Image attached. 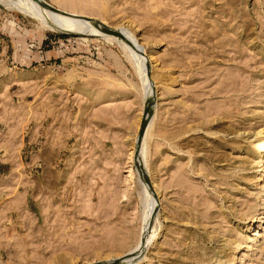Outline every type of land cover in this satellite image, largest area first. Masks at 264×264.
<instances>
[{
	"label": "rangeland",
	"instance_id": "374dc122",
	"mask_svg": "<svg viewBox=\"0 0 264 264\" xmlns=\"http://www.w3.org/2000/svg\"><path fill=\"white\" fill-rule=\"evenodd\" d=\"M13 1L25 11L0 1V264H264V0H44L85 19L76 33L128 32L147 87L118 45ZM149 93L148 187L134 160Z\"/></svg>",
	"mask_w": 264,
	"mask_h": 264
},
{
	"label": "bare ground",
	"instance_id": "6f19581e",
	"mask_svg": "<svg viewBox=\"0 0 264 264\" xmlns=\"http://www.w3.org/2000/svg\"><path fill=\"white\" fill-rule=\"evenodd\" d=\"M0 1L2 2V4L9 5V6H15V7L19 8L22 12L25 11L24 7H22L19 4V2H15L13 0H0ZM31 2H32L31 5L33 7V9H32L33 14L38 19L42 20L43 22H45L47 25H49L53 29L58 30L60 33H65V34H70V35H79V36H103L101 39H103L104 41L112 43V44H116L119 47H121L123 49V51L125 52L126 56L130 60H132L133 63L136 62L140 65L141 68L139 67V69H141L140 70L142 73L141 76H142V78H144V81H145L146 87H147V85H148L147 83H149V80H148V76H147L148 71H147L146 66L144 64V59L139 55L138 51H136L132 48V47H134V42H132V39L130 38V36H128V32L124 31L123 29H114V28L108 27V26L107 27H101L100 26L99 28L95 29L90 34L76 33L75 27L78 25L85 24V22H86L85 19L73 17V16H67L68 15L67 12H66V15H63L61 13L52 12V11L48 10L47 8L40 6L34 0H31ZM62 12H65V11H62ZM118 31L122 32L126 36V38L121 37L119 35ZM150 95L151 94L149 93L146 96L145 100L149 99ZM150 115H151V113H149L148 118L150 117ZM148 129H149V123L147 122V120L142 119V123L140 125V129L138 131L137 138H136V153L139 152V157H140V147L142 145V142H143L145 135L146 134L148 135ZM139 136H141L140 137L141 138V144L140 145H138L139 144V139H138ZM260 147H261V153L264 155V139L261 141ZM139 162H140V160H139ZM140 164L142 165L141 162H140ZM150 202H151V204H150L151 205L150 206L151 207L150 213H151L154 206H153V203L151 200H150ZM150 216H151V214L148 215L147 219H149ZM142 240L145 241L143 234H142V237H140L139 244L142 242ZM144 241H143V243H144ZM143 243H141L142 244L141 246H143Z\"/></svg>",
	"mask_w": 264,
	"mask_h": 264
},
{
	"label": "water",
	"instance_id": "95a60500",
	"mask_svg": "<svg viewBox=\"0 0 264 264\" xmlns=\"http://www.w3.org/2000/svg\"><path fill=\"white\" fill-rule=\"evenodd\" d=\"M35 2H37L40 6L42 7H45L47 8L48 10L52 11V12H56V13H61L63 15H66V12H62L60 10H58L57 8L51 6L50 4H48L47 2H45L44 0H34ZM97 23L99 24V26L101 27H107L105 24H102L101 22H98ZM119 35L123 38H125L126 36L118 31ZM62 34H65V33H62ZM153 106V100H151V97L149 99L146 100L145 102V107H144V110H143V120H147L148 118V115L149 113H151V107ZM141 136L138 137L139 139V144H141ZM135 165H136V168H137V171L141 177V180H145L146 181V185L149 187V183L147 182V179H146V175L144 174L145 171H144V166L140 164L139 162V152H137L135 154ZM145 176V177H144Z\"/></svg>",
	"mask_w": 264,
	"mask_h": 264
}]
</instances>
